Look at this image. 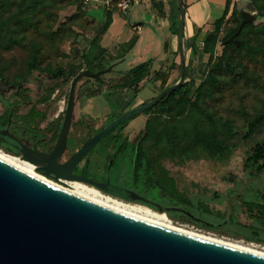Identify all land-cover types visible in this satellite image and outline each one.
Masks as SVG:
<instances>
[{
  "label": "rangeland",
  "instance_id": "374dc122",
  "mask_svg": "<svg viewBox=\"0 0 264 264\" xmlns=\"http://www.w3.org/2000/svg\"><path fill=\"white\" fill-rule=\"evenodd\" d=\"M233 1L239 9L241 17L228 16L223 31L220 33L221 38L228 29L236 27L241 22L242 11L257 15L254 0ZM255 1L264 12V0ZM79 4H83L82 0H8L7 6L3 9V19L0 23V113L4 110L7 100L15 99L16 85L10 86L9 84L14 82L16 77L25 79L23 82L29 90L31 103L38 98L42 91L39 84L42 83L44 86L50 84L47 73L41 72V70H52L59 66L66 67L70 63L84 65L83 53L88 46V39L78 40L79 34L76 28H81V34L85 35L87 31L94 29L97 25L86 18L83 13L76 11V6ZM253 21L254 25L247 26L242 36L246 42L244 47L239 48L241 39L229 42L234 43V46L231 47H225L228 44L225 41L218 43L216 55L230 54L232 56L230 61L235 67L234 72L232 74L223 70L218 73L217 77L220 83L216 86L208 84L204 97L200 99V104L216 120H230L238 127H243L246 119L253 117L260 110H264V18L255 17ZM68 40L70 44L67 45V50H64ZM34 54L40 59L38 64L40 70L31 73L30 63ZM195 61L194 65L200 68V58L195 57ZM210 64L208 58L207 68ZM108 65L105 63V67ZM207 68L205 64L203 69ZM83 69L85 67L79 69L78 73ZM120 69L123 67L119 64L115 65L112 71L104 73L102 76L105 83L102 85L96 82L95 77L84 76L78 81L74 117L80 124H75L72 128L75 137L83 139L86 131L90 129L89 125L97 130L100 126L108 124L109 120L120 112L113 100L114 94L112 96L108 92L101 94L104 87L107 88V91L114 90L110 84L115 81L111 82L109 77ZM180 75L181 70L177 66L176 74L169 84L176 83ZM6 81L9 83L6 84ZM71 82L72 80L60 84L47 100L38 104L39 108L46 111V118L41 121V125L45 126L51 121H54V124L61 123L67 108ZM195 82L194 85H198L200 79L196 78ZM156 88L151 82L145 80L139 95L149 99L153 93L157 92ZM91 91L96 92V97H87ZM191 96L193 100L196 98V86L193 87ZM27 107L28 105H22L21 109L25 110ZM147 120H151L161 128L166 125L176 126L181 133L184 128L191 131L194 125L201 128H207L209 125L206 117L189 104H172L165 107L158 105L150 111L146 110L129 118L123 129L130 136L140 131L143 134ZM219 137L225 143H238L239 141L238 135L228 138L223 132H220ZM107 138L103 137L94 146L90 154L92 157L100 152L101 146L106 144ZM260 140H264V122L255 130L251 138L235 147L234 153L228 161L208 158L188 160L181 164L166 161L165 165L177 179L180 189L185 190L195 202L201 198L213 210L228 209L229 212H232L233 204L238 203L237 222L230 220V217L221 218L216 214H208L201 212L198 208H193L198 220L215 224L218 227L217 230L200 227L190 222H181L170 217L172 221L203 232L263 247L264 242L250 241L244 238L252 230L248 225H259V222L249 215L246 206L240 204L245 196L248 197V193L255 196L254 183L245 169V158L252 145ZM149 141L150 144H153L151 139ZM151 150L152 153L156 152L157 145L155 144ZM257 178L255 185H260L264 180V174ZM240 192H243V195L238 197ZM153 196L160 199L158 192H155ZM150 208L159 211L153 207ZM236 233L241 234L242 237H234Z\"/></svg>",
  "mask_w": 264,
  "mask_h": 264
},
{
  "label": "water",
  "instance_id": "95a60500",
  "mask_svg": "<svg viewBox=\"0 0 264 264\" xmlns=\"http://www.w3.org/2000/svg\"><path fill=\"white\" fill-rule=\"evenodd\" d=\"M242 16L239 28L225 42L235 41L242 25L256 17L247 11H242ZM180 17L181 75L176 83L116 117L61 163L74 119L78 81L84 76L101 77L113 66L85 68L72 79L63 124L52 150L23 146L17 156L61 179L92 181L71 170L119 124L150 109L185 82L183 0ZM0 135L14 136L8 128L1 127ZM156 206L166 214L171 209ZM0 264H264V255L127 214L0 157Z\"/></svg>",
  "mask_w": 264,
  "mask_h": 264
},
{
  "label": "trees",
  "instance_id": "16d2710c",
  "mask_svg": "<svg viewBox=\"0 0 264 264\" xmlns=\"http://www.w3.org/2000/svg\"><path fill=\"white\" fill-rule=\"evenodd\" d=\"M7 4L8 0H0V23L3 19V9L7 6ZM153 4L160 10V12H162L163 4L161 1L153 0ZM254 7L255 9H257L256 17H258L259 19L264 18V12L262 11L261 6L255 0ZM80 9L81 6H78V10ZM230 15L241 17L239 9L235 2L233 0H226V5L223 13L214 21L212 30L206 32L204 36L203 52L208 54V58L211 62L207 72L205 74H197L195 76H191L186 67V80L182 84V86L168 93L157 104L147 110L150 111L158 105L165 107L172 104H189L198 113L206 117L209 123L208 127L201 128L198 125H194L191 131H188L187 128H184V130L182 131L183 133H181L176 126L169 127L166 125L161 128L155 125L151 120H147L143 131V135L146 137V139H151L152 143L157 145L156 159L159 160V171H155L153 165L150 163L151 169L148 174L150 176V180L153 179L155 173L159 176V180L161 182V186L164 190L165 195L171 199V209H168L166 211L168 216L174 219L176 218L181 222H190L200 227H206L208 229L211 228L215 230H217L218 228L215 224L198 220V218L195 217L193 208H198L201 212H205L208 214H216L221 218L230 217V220H232L233 222H237L236 213L238 203L235 202L232 206V212H229L228 209L215 211L204 199L201 198H198V200L195 202L185 190L180 189L177 179L169 174V170L163 164V161L165 159H168L177 164L184 163L188 160H197L200 158H208L223 162L228 161L233 155L235 147H237L238 144L251 138L255 130L260 126L262 122H264V110H260L253 117L246 119L243 127H238L235 126L230 120H216L213 115L200 104V99L204 97L205 90L208 84L216 86L220 83L217 77L218 73L223 70L228 71L232 74L234 72L235 67L230 61L232 58L230 54L224 53L222 55H216V47L218 43L220 41H226L231 35H233L237 31L241 23L239 22L236 27L228 29L226 31V34L221 38L220 33L223 31L224 24L227 21L228 16ZM108 24L109 20L103 27L99 29V31L103 32ZM253 25L254 21L252 20L250 22L244 23V25L242 26L239 34L236 36V39H241L239 48L244 47L246 43L245 40L242 39L245 28L247 26ZM134 43L135 37H133L131 41L132 45ZM97 44L98 36L92 40L89 51L83 54L84 65L70 63L66 67L59 66L52 70H41V72L45 71L47 73L50 84L47 86H44L42 83L39 84L42 91L34 102L30 103L29 90L26 86H24L23 82L25 79L16 77L15 81L12 82L14 85H16L15 99L11 101L7 100L5 102V108L0 113V127L5 128L9 124V122H11L15 125L21 135L33 134L35 138L44 137V141H42L45 144H52L57 137V133L54 132L48 137L47 133H49V130H47V132H44V130L40 127V122L46 118V111L39 108L38 104L42 101L47 100L51 96L55 88L60 84L67 83L72 80L77 75L79 69L85 67L91 68L92 70H98L104 67L101 65L96 67V62H101L103 54L106 50L104 48H98V52L95 53V47H97ZM231 46H234V43H228L225 45V47ZM193 49L195 53L199 51L195 44ZM39 60L40 59L37 57V55L34 54L30 63L31 73L35 72L36 70H40L38 66L40 62ZM152 67L153 60L149 58L123 71V73H121V79L116 80L114 83H111L110 86H112L111 88L113 89L130 87L135 92V94H138L142 88V81L151 73ZM179 69H181L180 66ZM196 78L200 79V83L198 85H194L196 84ZM95 80L101 85L105 83L103 76L95 77ZM168 86L169 85L163 83L162 90ZM194 86H196L197 96L193 100L191 93ZM95 95L96 92L91 91L87 94V97H92ZM153 98L154 96L151 99ZM151 99L143 100L137 106L144 104ZM22 105H28V107L25 110H22ZM124 112L126 111L119 112L117 116L110 119L109 122H111ZM128 121L129 119L125 120L124 122L119 124L116 129L122 128ZM77 122L78 121H76V119H73V126L75 124H80V122ZM89 127L91 126L89 125ZM99 129L100 128H97V130H94V132L98 131ZM220 132H223L224 135L228 138H232L238 135V143H225L219 137ZM90 135L91 134L89 129L86 131L83 139L77 138L75 137L72 129L71 136L73 138L71 139V143L80 145L84 143ZM2 136H4L5 138L0 137V147H2L9 153L18 155V150L11 143V137H9L8 135ZM106 137H108V135ZM148 161L152 162V159H148ZM245 169L247 170V174L249 175L252 183H254L255 196H252L250 195V193H248V197L245 196V198L240 201V204L246 206V210L248 211L249 215L255 218L256 221L259 222V225H248V227L252 228V230L251 233L244 236V238L250 241L264 242V180L260 185H255L256 179L258 180L257 177L264 174V140L256 141L252 145L251 149L247 152V157L245 158ZM241 195H243V192H240L238 194V197ZM184 209L190 212L192 215ZM234 237L241 238L242 236L241 234L236 233L234 234Z\"/></svg>",
  "mask_w": 264,
  "mask_h": 264
},
{
  "label": "crops",
  "instance_id": "0c3cea01",
  "mask_svg": "<svg viewBox=\"0 0 264 264\" xmlns=\"http://www.w3.org/2000/svg\"><path fill=\"white\" fill-rule=\"evenodd\" d=\"M133 1L134 5L130 15L126 17L121 13L106 10L98 1L84 2L82 0L83 4L77 5L76 11L83 13L97 26L87 31L85 35L81 34V28H76L79 34L78 40L88 39V46L84 52L87 53L92 40L98 36L95 53L98 52V48L106 50L101 62H96V67L100 65L105 67V63L109 64L108 66L112 65V70L115 65L120 64L123 67L109 77L111 82L121 79L123 71L151 58L153 60L151 73L141 84L143 86V82L148 80L157 87L156 93H159L163 83L170 85L169 82L175 76L177 66L181 67L179 51L180 0H157L163 4L162 12L154 6L153 0ZM183 1L185 7L183 49L186 67L191 76L205 74L208 70V54L203 52L204 36L206 32L212 30L214 21L223 13L226 0ZM78 6H81L80 10H78ZM108 20L109 24L103 32H100L99 29ZM133 37H135V43L132 45ZM69 44L70 41H66L64 50H67ZM194 44L199 50L197 53L194 52ZM195 57L200 58V68L194 65L196 64ZM205 64L206 70L203 69ZM106 89L104 87L101 94L107 92L111 96L114 94L112 97L120 112L134 108L147 99V97H140L141 90L135 94L130 87L114 89L111 90L112 92ZM156 93L150 97L156 96Z\"/></svg>",
  "mask_w": 264,
  "mask_h": 264
},
{
  "label": "flooded vegetation",
  "instance_id": "af4514ba",
  "mask_svg": "<svg viewBox=\"0 0 264 264\" xmlns=\"http://www.w3.org/2000/svg\"><path fill=\"white\" fill-rule=\"evenodd\" d=\"M6 84L8 83L6 82ZM9 85L15 86L13 83H10ZM63 120L59 124H54V121H51L45 126L41 125L40 122V127L44 130V132L49 130V133H47L48 137L54 132L57 133L58 137ZM106 125L100 126L98 131H100ZM72 127L73 124L71 125L68 136V147L60 157L61 163L68 160V158L73 153H75L90 137L98 132H94V128L91 126V135L84 143L80 145L72 144ZM5 128H8L9 131L14 135L13 137H9H11V143L18 150L19 154L21 153L20 150L23 146L32 148L34 147L41 151L50 152L57 140L56 137L52 144H45L43 142L44 137L35 138L33 134L21 135L15 125L11 122H9ZM116 128L107 134L108 138L105 142L106 144L101 146L100 152L94 157L90 155L92 150L88 152L73 167L71 170L72 174L91 179L94 182L89 180H80V182L95 187L103 193L112 195L118 199L138 202L142 205L155 207L156 209H158L156 206L157 204L164 207H171V199L165 195L159 180V176L155 173L153 179L150 180V176L148 174L151 169L150 163L153 165L155 171H159V160L156 159L157 151L152 153L151 150L155 144H150L149 138L146 139L141 131L130 136L124 131V127L120 129ZM0 137L5 138L2 135H0ZM148 159H152V162L148 161ZM166 161L170 160L165 159L163 161L164 165ZM168 170L169 174L175 178L170 169ZM154 191L158 192L160 199H157L153 196L155 194Z\"/></svg>",
  "mask_w": 264,
  "mask_h": 264
},
{
  "label": "bare ground",
  "instance_id": "6f19581e",
  "mask_svg": "<svg viewBox=\"0 0 264 264\" xmlns=\"http://www.w3.org/2000/svg\"><path fill=\"white\" fill-rule=\"evenodd\" d=\"M13 155L12 153L10 154L9 152H6L0 147L1 158L22 168L25 171H28L34 175L42 177L50 182H56L58 185L76 194L89 198L93 201L120 210L127 214L139 217L144 220H148L160 225L175 228L190 234H194L200 237L208 238L211 240H215L221 243L229 244L232 246H236L239 248H243L264 255V246L260 247L259 245H256L254 243H246L245 241L242 240H235V239L226 238L224 236H217L209 232H203L198 229L190 228L186 225L176 224L165 212L154 210L146 205H142L139 203H130V202L122 201L112 195L103 193L99 189L87 185L80 181L65 180V179H61L60 176L50 175L39 165H35L31 163L29 160L21 156H17V155L13 156Z\"/></svg>",
  "mask_w": 264,
  "mask_h": 264
},
{
  "label": "built area",
  "instance_id": "2783aa9c",
  "mask_svg": "<svg viewBox=\"0 0 264 264\" xmlns=\"http://www.w3.org/2000/svg\"><path fill=\"white\" fill-rule=\"evenodd\" d=\"M88 2L90 0H83ZM98 1L106 10L118 12L126 17H129L131 9L134 5L133 0H95Z\"/></svg>",
  "mask_w": 264,
  "mask_h": 264
}]
</instances>
